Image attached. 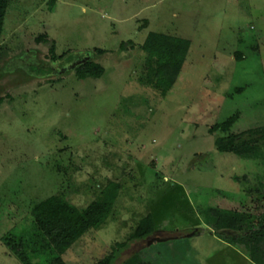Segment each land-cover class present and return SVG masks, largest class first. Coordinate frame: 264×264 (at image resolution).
Returning a JSON list of instances; mask_svg holds the SVG:
<instances>
[{
    "label": "rangeland",
    "instance_id": "374dc122",
    "mask_svg": "<svg viewBox=\"0 0 264 264\" xmlns=\"http://www.w3.org/2000/svg\"><path fill=\"white\" fill-rule=\"evenodd\" d=\"M150 34L189 43L164 97L145 83ZM51 43L69 57L52 63ZM1 49L0 264H21L1 238L31 228L35 203L63 192L85 208L108 182L124 185L113 220L72 246L66 264L105 262L148 214L153 235L114 264L136 253L150 264H252L201 213L264 221V158L219 153L226 134L209 132L234 114L235 135L264 127V0H11ZM89 59L103 76L77 79L73 67Z\"/></svg>",
    "mask_w": 264,
    "mask_h": 264
},
{
    "label": "trees",
    "instance_id": "16d2710c",
    "mask_svg": "<svg viewBox=\"0 0 264 264\" xmlns=\"http://www.w3.org/2000/svg\"><path fill=\"white\" fill-rule=\"evenodd\" d=\"M10 3L11 0H0V54L4 22ZM46 40L38 39L37 42ZM127 44L132 46L131 43ZM141 48L147 53L145 83L164 97L180 75L189 43L175 37L150 34ZM120 50H126L124 44L120 45ZM92 52L96 56L106 54V51L101 49ZM49 53L52 63L64 61L69 57L67 54L56 56L52 43ZM236 57L238 61L243 59L241 53H237ZM73 72L79 80L100 79L104 69L89 59L75 65ZM37 73L47 75L51 70L39 69ZM241 91L237 89V92ZM239 117V114H234L210 129V134L214 132L226 134L216 139L214 145L217 152L233 154L238 158H264V149L262 150L264 127L249 129L246 133L235 135L231 129ZM123 186L120 182L95 186L98 193L85 208L72 204L63 192L37 202L32 207L31 228H23L20 232L11 230L1 238L2 244L21 264H66L62 257L72 246L88 232L99 231L113 220L114 206ZM248 195L251 196L250 191ZM201 214L204 216L203 224L211 230L216 239L239 250L252 264H264V221L256 220L258 216L236 209L232 211L209 209ZM24 231L30 234L29 238H25ZM153 233L152 219L148 214L137 221L125 241L112 246L105 262L99 264H114L131 242L145 240ZM123 264L150 263L143 262L139 253H136Z\"/></svg>",
    "mask_w": 264,
    "mask_h": 264
},
{
    "label": "crops",
    "instance_id": "0c3cea01",
    "mask_svg": "<svg viewBox=\"0 0 264 264\" xmlns=\"http://www.w3.org/2000/svg\"><path fill=\"white\" fill-rule=\"evenodd\" d=\"M251 263V262H250Z\"/></svg>",
    "mask_w": 264,
    "mask_h": 264
}]
</instances>
